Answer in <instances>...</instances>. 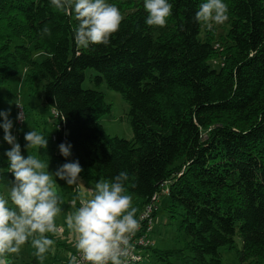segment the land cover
Masks as SVG:
<instances>
[{"label":"trees","instance_id":"1","mask_svg":"<svg viewBox=\"0 0 264 264\" xmlns=\"http://www.w3.org/2000/svg\"><path fill=\"white\" fill-rule=\"evenodd\" d=\"M106 2L123 16L119 31L107 46L78 48L74 15L50 0H0V88L22 67L27 89L43 81L54 148L71 145L70 156H57L78 161L88 178L94 166L101 180L126 171V193L139 198L136 216L167 190L166 209L180 213L189 240L144 251L165 264H222L219 249L234 248L237 233L238 261L264 264V0H223L228 25L219 35L194 20L205 0H168L164 28L145 24L143 0ZM45 25L51 34L41 38ZM90 68L128 102L131 139L104 130L100 119L111 104L103 91L82 87ZM12 179L0 153V185ZM56 243L66 256L40 260L34 249L32 263L69 264L76 250Z\"/></svg>","mask_w":264,"mask_h":264},{"label":"clouds","instance_id":"2","mask_svg":"<svg viewBox=\"0 0 264 264\" xmlns=\"http://www.w3.org/2000/svg\"><path fill=\"white\" fill-rule=\"evenodd\" d=\"M50 5L74 15L78 24L73 36L78 48L107 46L123 20L119 9L106 0H50ZM172 7L168 0H143L147 13L145 24L164 28ZM227 13L228 7L223 0H205L199 5L194 20L211 30L214 24H223L228 19ZM50 34L47 25L38 33L41 38ZM14 103L21 109L16 119L23 122L24 113L19 99ZM8 116V111L0 110L3 140L11 146L5 152L8 172L13 177L6 189L7 197L0 195V264H8L6 256L19 254L29 238L36 249L35 255L40 260L45 258V254L54 247V240L47 234L62 231L55 222L62 211L63 200L57 192L54 177L64 180L69 186L76 185L82 171L79 162L73 161L49 172L48 162L31 154L23 156L20 144L11 133L13 122ZM24 140L27 152L48 146L45 136L34 130L26 132ZM70 148V144L61 143L58 145L59 154L67 158L71 154ZM127 180L128 173L121 171L111 181H98L93 188L86 189V195L81 193L71 200L75 211L67 216L66 224L78 255L69 253V264H126L131 238L140 228L132 197L126 194Z\"/></svg>","mask_w":264,"mask_h":264},{"label":"rangeland","instance_id":"3","mask_svg":"<svg viewBox=\"0 0 264 264\" xmlns=\"http://www.w3.org/2000/svg\"><path fill=\"white\" fill-rule=\"evenodd\" d=\"M227 25L228 21L226 20L223 24H214L213 27L216 28L217 35H219L225 32ZM202 26L203 28L206 27L203 23ZM200 36H202V34H200ZM37 58L41 59V57ZM219 62V59H215L211 61V64L214 68H218ZM24 72L25 69L22 67L19 73L10 76L1 86L0 91L4 102L0 105V110L9 112L8 119L13 122L11 133L16 137V141L21 146V154L25 157L31 154L41 158L45 162H48V171L55 172L60 165L71 161L59 158L57 156L58 150L54 148L53 134L56 131V120L53 110L44 102L41 91L43 81L39 80L38 90L32 92L27 89L23 81ZM96 74L97 72L94 69H87L82 87L103 91L106 101L111 104L110 112L104 114L100 119L104 130L110 135L131 139L133 137V132L129 123L128 102L122 98L119 92L109 89L103 80L97 83L94 78ZM17 98L20 101L24 113L23 122L16 119L17 114L21 111L14 103ZM0 123H2V118H0ZM30 130L37 131L45 136L48 140L46 149H29L28 152L25 150L24 146L26 142L24 140V134ZM10 147L11 146L3 140V129L0 128V153L3 154L6 159L5 152L9 150ZM90 175L91 177L88 178L83 176L82 172H80V181L76 185L71 186L67 185L64 180L54 177L57 182V192L63 200L61 204L62 211L56 217L55 222L58 229H62V231H58L56 234L49 233L53 236L48 238L54 240V247L45 254L48 261H51L56 254L61 257L67 255L64 254L66 250L61 251L62 245H58L56 240L65 243L70 250H76L73 236L67 228L66 220L67 216L75 211V209L71 207V200L81 193L86 195V189L93 188L96 182L101 181L95 166L90 169ZM7 188L8 185H0V195H5L7 197ZM166 193L167 190L163 189L160 195L157 196L155 203L153 205L151 204L152 211L155 209V214L153 217H151L150 214L151 221L149 229L145 232V236L153 249L163 250L181 248L184 246L185 242L189 240L185 232L179 228L180 213H176L171 217L166 209L168 203ZM126 194L132 197V207H135L137 210V204L139 202L138 196L133 193ZM142 227L145 228L146 226L142 225ZM234 239V248L229 249L227 247H221L219 249L222 255V264H248L238 261L237 250L241 248V239L237 233ZM34 249L29 239V241L21 247L19 254H9L6 257L8 264H33L32 258L35 252ZM139 250L141 251L142 258L136 264H165V262L156 258L152 250L151 252L150 250L144 251L141 247H139Z\"/></svg>","mask_w":264,"mask_h":264},{"label":"built area","instance_id":"4","mask_svg":"<svg viewBox=\"0 0 264 264\" xmlns=\"http://www.w3.org/2000/svg\"><path fill=\"white\" fill-rule=\"evenodd\" d=\"M53 140H55V136L53 135ZM152 212V205L147 204L145 207L138 212L136 219L140 223V228L142 225L146 226L145 227V232L149 229L151 217L150 214ZM139 228V230H140ZM139 230L135 233V235L131 238L130 241V254L128 257L125 258L126 264H133L135 261H140L142 258L141 251L139 250V247L146 246L149 243L148 239L144 234L136 236V234L139 232ZM76 252V251H75ZM75 255H78L76 252Z\"/></svg>","mask_w":264,"mask_h":264}]
</instances>
